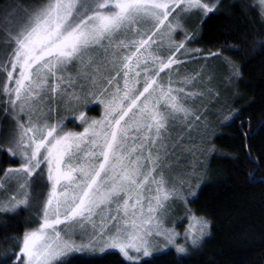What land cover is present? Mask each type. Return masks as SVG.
I'll return each mask as SVG.
<instances>
[{
	"label": "snow or ice",
	"instance_id": "obj_1",
	"mask_svg": "<svg viewBox=\"0 0 264 264\" xmlns=\"http://www.w3.org/2000/svg\"><path fill=\"white\" fill-rule=\"evenodd\" d=\"M260 4L264 5V0H260ZM178 8L180 12L174 19L192 10H202L205 15L213 11L201 0H47L28 15L14 34L9 31L7 41L12 47L9 80L13 78L12 72L18 69V73L15 86H4L2 91L9 95V105L14 111L18 108V112L13 117L16 123L7 151L13 158H19L21 164L8 169L0 179V188L13 180L18 187V194L7 204L0 202V211L28 205L27 189L33 177L45 175L42 164L46 167L49 186L38 213L37 228L26 232L19 242L18 264H65L64 257L85 249L95 251L97 247L102 252L118 250L125 259L134 262L139 257L129 255V250L142 253L143 257L150 255V238L162 235L160 217L177 194L175 184L169 187L158 152L154 155L152 149L157 140L162 139L161 129L166 128L168 119L175 120L178 113H184L187 118L190 110L175 103L170 109L167 105L163 110L156 104L150 107L148 100L156 91L155 81L145 79L143 91L135 94L138 81L128 79V61L156 34L153 31L144 39L147 33L141 30V25L150 21L152 28L158 31ZM178 27L179 24H167L169 33ZM183 48L181 42L175 46V51ZM96 49H102L106 57L111 50L110 54L118 58L121 67L117 75L122 71L125 77L123 95L117 88L108 99L99 101L104 104L101 120L88 123L81 115V123L87 124L83 132H65L60 124L48 123L39 105L51 93L59 95L62 102L67 99L70 105L73 100L79 103L81 98L75 91L68 92L60 85L66 83L72 88L79 78L94 87L95 78L88 68L95 59L88 56L85 60V56ZM125 49H135V52L121 57ZM180 62L171 56L167 62L160 60L159 71ZM70 65L75 68V77L64 75ZM4 67L6 65L0 64V69ZM114 79L107 83L111 85ZM50 80L55 83L50 84ZM191 82L187 78L184 81L185 84ZM171 83L174 81L170 79ZM78 86L83 88V85ZM172 91L169 88L160 95H169ZM88 95L93 93H85V100ZM100 95L103 96V91ZM140 97H145L142 105L137 103ZM21 114L27 116L26 121L21 120ZM133 124L138 135L130 137ZM143 130L146 133L140 135ZM19 193H23L22 198H17ZM133 193L132 207H140L138 213L133 212L131 220L126 218L127 213L120 219L101 215L108 211L107 205L111 203H115L119 211L121 200L126 210ZM95 217L100 218V223ZM106 219L116 220V223L109 228ZM61 225L63 227H59ZM77 231L83 234L80 243L75 239ZM202 236L203 232L192 238L193 247L199 246ZM85 237L87 243L83 242ZM177 251L184 253L185 248L179 247Z\"/></svg>",
	"mask_w": 264,
	"mask_h": 264
},
{
	"label": "trees",
	"instance_id": "obj_2",
	"mask_svg": "<svg viewBox=\"0 0 264 264\" xmlns=\"http://www.w3.org/2000/svg\"><path fill=\"white\" fill-rule=\"evenodd\" d=\"M201 1L213 11L206 15L202 10L180 14L179 27L171 32L167 48L168 58L171 56L181 62L156 76L166 81L165 75L173 72L175 77L171 84L175 90L184 89L186 78L192 81L186 84L187 93L185 89L172 91L175 101L194 102V123L189 126L192 130L187 133L186 126L183 129L171 127V137L179 139L180 143L184 141L192 150L196 144L194 132L199 131L202 178L194 195L187 200V209L207 220L209 231L201 245L187 255L167 250L137 264H264V17L253 0ZM45 3L47 0H0V64L10 59L9 31L14 34L28 15ZM172 19L174 15L168 18ZM167 24L166 21L163 26L167 28ZM146 28L144 38L152 35L149 27ZM181 42L184 48L175 51V46ZM131 50L125 49L120 56L128 55ZM163 51L161 48L158 52ZM110 52L106 57L102 49H96L85 56V60L88 56L95 59L88 68L95 78L94 87L79 78L72 88L66 83L60 85L68 92L78 90L79 103L73 100L70 105L65 99L68 107L62 109V101L56 93L43 98L39 107L49 124H60L65 132L81 133L87 126L81 123V115L88 123L100 120L104 116V104L99 101L108 99L117 88L123 95L125 77L122 71L117 75L121 65ZM152 64L161 65L157 59ZM154 71L155 67L151 66L149 72ZM71 72L75 75L72 65L65 73ZM113 77L109 85L107 81ZM7 80L0 69V179L8 169L21 164L19 158H13L7 151L16 123L13 117L18 112V108L14 111L10 107L9 98L2 91ZM49 83L55 82L50 80ZM88 92L93 95L85 100ZM20 118L27 120L23 114ZM184 130L193 135L189 142ZM12 183L6 182L0 188V202L8 199ZM31 186L32 196L26 207L0 211V264H17L19 242L26 232L38 226L39 204L48 182L37 174ZM65 264L131 263L118 252L108 251L99 256L75 254Z\"/></svg>",
	"mask_w": 264,
	"mask_h": 264
},
{
	"label": "rangeland",
	"instance_id": "obj_3",
	"mask_svg": "<svg viewBox=\"0 0 264 264\" xmlns=\"http://www.w3.org/2000/svg\"><path fill=\"white\" fill-rule=\"evenodd\" d=\"M213 1L215 3L218 2V0H213ZM201 2L203 3V1ZM253 2L258 6L259 10L261 11L264 17V5L260 4V0H253ZM177 12H180L179 8L176 9V12H173L172 15L176 17ZM181 15H183V13H181ZM167 22L173 23V26H175L177 23H180L178 19H172V21L168 20ZM146 25L149 27V31L151 32L155 31L156 34L152 37L151 41L152 42L155 41L157 43L153 42L152 44L149 42L147 46L142 48L138 53H136L135 56H132L131 59L128 61V63L130 64V71H129L128 79L130 81L131 80L138 81L135 84V94L138 95L140 91H143V84H144L145 79H149L150 81L154 80L155 84L153 85V88L156 91L153 92L151 97H149L148 103L150 107L153 104H156L158 108L163 110L165 105H167L170 109L171 105L175 103L177 105H182L184 108L190 110V114L187 116V118H185L184 113H178L175 120L168 119L166 123V128L161 129L162 139L157 140L155 148L152 149V152L154 155L157 154L158 152L160 156V165L164 170L166 179L169 181V187L172 184H175L177 188V194L173 196V198L168 202L166 210L164 211L163 215L160 217L162 235H159V236L153 235L150 238L151 247L149 249L150 255L148 257H143L142 253H136L132 250H129V255L133 257H139V259L134 262V261L125 259V257L121 253H119L118 250H105L102 252L100 250V247H97L95 251H92L90 249H85L82 252L72 253L64 257V262L69 257L75 254L99 256L108 251H115V252H118L122 256V258L128 263L137 264V263H140L144 259H147L155 254L165 252L167 250H175L177 253H179L177 251V248L179 247L185 248L184 253H179L181 256H183V255H187V253L191 252V250H194L198 247V246L197 247L192 246L191 244L192 238L196 236H200L201 232H203V236L199 244L201 245L204 238L208 235L209 223L207 222V220L202 219L201 217L195 216L192 212L189 211V209H187L188 208L187 200L191 199V197L194 195V192L195 190H197V187L199 184L198 182L202 178L201 170L199 169V164L201 162V158L198 152V146L199 144L201 145V142L198 138L199 131L196 130L194 132L196 144L192 147V150L190 149V147H187V144L184 143V141L183 143H180L179 139L175 140L171 137V131H172L171 127L183 129V126H186L187 133L192 130L189 126H191L194 123L193 112L196 110V108H194L193 101H191V104L188 103L189 99H187V102L185 101V99L184 100L180 99L179 101H175L173 99L175 98L173 96L174 92H171L169 95H164V96L160 95L162 91L167 92L169 88H172L175 91V88L172 87V84H169V80L170 79L173 80V77H175L174 73L173 72L171 73L169 72V74L167 73V75H165L167 77V80L163 81L161 80V78H159V76H156V74L160 73L159 68L161 67V65L157 64L155 66L152 64L156 59L159 61L160 60L164 61L168 59L169 49L167 48V45H170L171 33H169L168 29L164 26H160L159 30L156 31L155 29L152 28L150 21L148 23L141 25V30L143 32L147 31ZM144 39H148V37ZM160 41H161V44H159ZM161 48L164 50L162 54L158 52ZM132 52H135V49H132L131 51H129L128 55L131 56ZM137 57H139V62L137 61ZM2 64L6 65V67L2 69V75L5 74L6 77L8 78V72L12 71L11 64L9 62L2 63ZM151 66H152V69L155 67V71L154 73L152 72V74L149 72ZM17 73H18V69L17 71L12 72L13 78L12 80H9L8 78L5 86H7L8 88H13L15 86L14 80L17 76ZM65 76L75 77V75L72 72L70 74L65 73ZM183 85L185 86L184 89L186 91L187 86L184 83V81H183ZM151 91L152 90L150 89V92ZM75 92L78 95L80 94L78 90H76ZM145 96H148V94L146 93ZM6 97L9 98V95L7 93H6ZM6 101L7 100L5 99V102ZM144 102H145V97H140V100L137 103L138 105H142ZM66 107H68V103L64 101L60 103V108L64 109ZM133 111H135V109ZM125 119L127 120L128 117H125ZM186 132L184 130L185 138L187 142H189L193 135L187 134ZM145 133H146V130H143L139 134L143 135ZM137 135L138 133L136 131V125L133 124L130 127L129 136L135 137ZM144 154L147 155V150H145ZM41 166H42L41 168H45L44 178L47 181L46 167L43 164ZM159 170L160 169H157V171ZM153 175H155V173H153ZM181 181H183V183H181ZM10 182L14 183L12 187V191H10V194L8 195L9 196L8 199L4 198L1 200L5 204L8 203L9 199L12 196L18 194L17 182L15 180L10 181ZM9 189H10L9 187L6 188V192H8ZM27 191L29 193V198H30L32 196V186L29 187ZM48 191H49V186H47L46 190L44 191L42 195V201L39 204V209H38L39 213H40L42 203L45 200ZM2 193L6 194L5 192H2ZM121 195L123 196V194ZM22 196H23V193H19L17 198H22ZM120 203H121V207L119 211H117V205L115 203H111L107 205L108 211H105L101 215H103L106 218H110L111 216H116L117 219H120L121 217H125V213H127L126 218L131 220L133 218L132 217L133 212H137V213L139 212L140 206H137L135 209L132 207V205L135 203L134 193L132 195V198L128 200V208L126 210L123 208V200H121ZM146 204H147V201L145 200L144 205L146 206ZM23 207H26V206L21 205L15 208L14 210L23 208ZM101 207H105V206L102 205ZM14 210H10V211H14ZM94 219H96L97 223H100L99 217H95ZM105 222L107 223V226L110 228L111 225L116 223V220L106 219ZM59 227H63V225ZM129 231H131V229H129ZM81 235L83 234L77 231L75 235V239L77 243L81 242V239H80ZM83 242L87 243V237H85Z\"/></svg>",
	"mask_w": 264,
	"mask_h": 264
}]
</instances>
